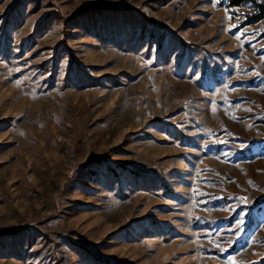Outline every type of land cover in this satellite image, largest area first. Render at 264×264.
I'll return each instance as SVG.
<instances>
[{"label": "rangeland", "instance_id": "374dc122", "mask_svg": "<svg viewBox=\"0 0 264 264\" xmlns=\"http://www.w3.org/2000/svg\"><path fill=\"white\" fill-rule=\"evenodd\" d=\"M225 4L0 0V264H264V19Z\"/></svg>", "mask_w": 264, "mask_h": 264}, {"label": "trees", "instance_id": "16d2710c", "mask_svg": "<svg viewBox=\"0 0 264 264\" xmlns=\"http://www.w3.org/2000/svg\"><path fill=\"white\" fill-rule=\"evenodd\" d=\"M226 7L249 8L253 13L247 18L246 23L254 24L264 19V6L254 0H226Z\"/></svg>", "mask_w": 264, "mask_h": 264}]
</instances>
